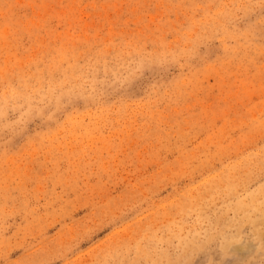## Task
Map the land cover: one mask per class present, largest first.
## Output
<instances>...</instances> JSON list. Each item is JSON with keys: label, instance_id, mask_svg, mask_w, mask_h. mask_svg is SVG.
<instances>
[{"label": "rangeland", "instance_id": "obj_1", "mask_svg": "<svg viewBox=\"0 0 264 264\" xmlns=\"http://www.w3.org/2000/svg\"><path fill=\"white\" fill-rule=\"evenodd\" d=\"M0 264H264V0H0Z\"/></svg>", "mask_w": 264, "mask_h": 264}, {"label": "bare ground", "instance_id": "obj_2", "mask_svg": "<svg viewBox=\"0 0 264 264\" xmlns=\"http://www.w3.org/2000/svg\"><path fill=\"white\" fill-rule=\"evenodd\" d=\"M67 85V84H66Z\"/></svg>", "mask_w": 264, "mask_h": 264}]
</instances>
